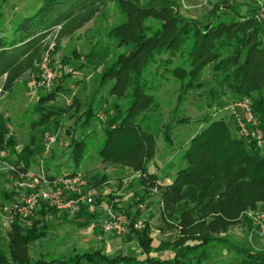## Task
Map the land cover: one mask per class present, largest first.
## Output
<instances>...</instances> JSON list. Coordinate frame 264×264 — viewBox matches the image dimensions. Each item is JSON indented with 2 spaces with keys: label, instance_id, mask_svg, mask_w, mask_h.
I'll use <instances>...</instances> for the list:
<instances>
[{
  "label": "trees",
  "instance_id": "trees-1",
  "mask_svg": "<svg viewBox=\"0 0 264 264\" xmlns=\"http://www.w3.org/2000/svg\"><path fill=\"white\" fill-rule=\"evenodd\" d=\"M115 1L126 12L127 21L114 28L112 33L118 37V44L133 42L134 45L129 51L117 54L101 77L103 84L114 80L111 91L127 98L124 108L118 102L104 108L108 114V133L101 154L104 159L139 172L143 184L163 186V195L167 199L164 210L170 217L177 212H188L189 215H197V220L214 215V221L200 223L197 230L187 237L160 242L155 247L163 250L172 246L171 257L150 256L154 247L148 228H131L127 235L135 234L146 255L142 259L128 255L110 256L102 249H96L76 253L69 259L32 262L27 255L29 245L47 236L45 218L59 212L44 204L33 217L16 219L11 223L9 255L0 245V264H205L204 248L207 245L223 240L228 242L212 233L219 230L217 220H222L223 216L238 217L241 182L255 187L259 199L264 200V145L259 146L253 139L238 136L224 120L203 117L202 121L207 125L188 140L177 159L168 163V168L176 169L170 184H162L156 170L149 171V161L156 153V136L143 126V114L157 108L159 88L164 79L172 75L179 81L181 92L170 120L161 132L170 146L175 126L188 121L182 115L181 105L190 91L198 89H203L205 98L210 99L208 106L213 103L224 106L221 98L225 90L231 92L234 101L251 98L264 132V97L261 94L264 87V17L255 8H247L242 13L239 5L224 4L215 7L211 19L199 23L180 15L174 5L164 2L157 7L149 2L141 6L134 0ZM99 8L96 0H42L39 8L20 19L9 35H0V69L7 71L12 58L44 38L55 25L77 15L80 16L78 26H82L96 15ZM222 12L227 16L221 17ZM147 21L158 25L153 27ZM95 56L92 50L83 59L90 61ZM20 74L18 69L11 73L7 89ZM61 86H55L40 97L34 108L38 119L32 124L48 123L69 109L56 101L59 91L64 90ZM255 92L259 95L253 96ZM97 103L108 106L101 99ZM92 104L93 99L86 111L88 120L95 115ZM6 135L8 141L5 143ZM115 143H120V147L105 150L106 146L112 148ZM5 144L10 145V154L17 156L15 163L22 162L25 169L29 168L35 154L33 144L24 145L18 152L0 114V147H6ZM71 145L73 160L78 165L87 149V141L85 138L72 139ZM90 181L97 184L91 177ZM5 197L9 201L13 199V195L7 193ZM114 208L120 209L118 206ZM63 213L69 215L68 212ZM126 213L130 216L129 212ZM74 215L83 216L88 221L98 218V213L89 205L82 206ZM130 218L136 220L133 216ZM23 222L28 225H23ZM231 250L236 254L234 264H264V248L232 245Z\"/></svg>",
  "mask_w": 264,
  "mask_h": 264
},
{
  "label": "rangeland",
  "instance_id": "rangeland-1",
  "mask_svg": "<svg viewBox=\"0 0 264 264\" xmlns=\"http://www.w3.org/2000/svg\"><path fill=\"white\" fill-rule=\"evenodd\" d=\"M96 1L100 8L90 21L78 26L80 16L68 18L63 24L55 25L46 32L44 38L37 40L12 58L8 63L7 71L4 70L5 68L0 69V114L6 121L10 137L15 141L18 152L24 145L33 144L35 154L29 169L38 170L40 166H43L49 173L54 174L74 170L86 173L100 189V197L92 207L96 213L104 214L101 204L118 206L121 210L129 212L130 216L144 224L142 229L148 228L153 237L154 248L151 249L149 255L161 258L171 257L174 251L172 246H166L163 250L155 247L160 242L187 237L197 230L200 223L207 224L214 221L215 216L210 215L204 220H197L195 214L177 212L173 217H170L164 210L167 199L163 195V186L145 185L139 176L135 175V170L131 168L126 170L118 163L103 158L101 149L108 133L106 124L108 114L104 108L115 102L124 108L127 98L111 91L114 80L103 84L101 77L116 55L129 51L134 43L120 45L118 37L112 33L114 28L127 21L126 12L117 2L115 0ZM134 1L141 6L148 2L157 7H160L162 2L174 5L180 15L195 19L199 23L211 19L216 11L215 7L217 5L224 6V4L239 5L242 13L247 8H255L264 16L262 10L264 0ZM41 3L42 0H0V35H9L20 19L34 13ZM220 15L225 17L227 13L222 12ZM147 23H151L153 27L158 25L154 21H147ZM92 50L96 54L95 58L90 61L84 60L83 57ZM46 57L51 60L52 64H61L62 69L51 88L35 87L33 85L34 77L40 72L41 63ZM16 69L21 74L7 89L9 77ZM263 69L264 67H262ZM206 73L209 75L208 72ZM58 85H62L61 88L63 87L64 90L59 91L56 101L62 107H69V109L65 110L62 115L53 117L48 123L32 124L34 120L38 119L34 108L40 97ZM261 91L264 97V87ZM180 92L179 81L172 75H168L157 93V108L153 112L143 114L145 117L144 128L156 136V153L150 159L149 164L154 161L155 165L152 170L158 172L162 183L167 181L173 170L167 167L168 163L177 159L180 150L187 145L188 140L207 125L202 121L204 116L224 120L241 137L236 128L235 118L230 108L227 107L230 102L234 101L231 92L225 90L222 95L221 101L225 102L224 106L221 107L215 103L208 106L207 102L210 99L205 98L206 94L203 89H198L190 91L181 105L182 115L188 121L175 126L173 144L170 146L161 132L163 126L170 120ZM258 95V92L253 94V96ZM92 99L95 115L94 118L88 120L86 111L89 109ZM98 99L104 101L108 106L97 103ZM46 133L56 136V141L48 153H44L43 145ZM7 138L6 135L5 143L8 141ZM81 138L86 139L87 149L82 160L76 165L72 157L71 140ZM5 146L0 147V149L5 148L8 151L7 158L0 157V208L9 201L5 194L14 196L15 189V180L8 175V166L15 162L17 156L10 154V145L5 144ZM106 147V151L109 148L115 150L120 147V143H115L112 148ZM175 171L176 169L172 175L175 174ZM140 202L146 205L143 210L138 209ZM239 208L238 217L223 216L222 220H217L219 230L212 235L226 239L228 242L224 243L223 240L207 245L204 248L205 264H234L236 254L231 250L232 245L253 246L256 249L264 248V233L257 225V217L264 212V200L259 199L258 190L249 186L245 181L241 182ZM45 222L48 229L47 236L36 240L28 247L27 255L32 262L39 259L46 261L69 259L76 253L96 249H102L110 256L128 255L139 259L146 256L135 234L130 237L107 234L98 219L88 221L83 216L77 217L74 214L65 215L63 212H56L48 214ZM26 224L27 222H23V225ZM11 229L12 224L3 218L0 211V245L8 255L9 231Z\"/></svg>",
  "mask_w": 264,
  "mask_h": 264
},
{
  "label": "built area",
  "instance_id": "built-area-1",
  "mask_svg": "<svg viewBox=\"0 0 264 264\" xmlns=\"http://www.w3.org/2000/svg\"><path fill=\"white\" fill-rule=\"evenodd\" d=\"M262 10L264 12V5ZM61 69V64H52L48 57L44 58L40 72L34 77L33 85L51 88ZM228 107L235 118L239 134L255 140L259 146L264 145V133L253 111L251 99L240 98ZM55 141L54 134H45L44 153L50 151ZM0 157H8V151L5 148L0 149ZM8 175L15 180L14 196L0 208L3 218L8 223L16 219L24 220L33 217L44 204L59 212L75 214L82 206L93 207L100 197L98 186L91 183L90 177L82 171L54 174L49 173L43 166H40L38 170H31L25 169L22 162L19 164L14 162L8 166ZM135 175L140 176V173L136 172ZM145 206L140 202L138 209L143 210ZM99 218L104 232L115 236L127 235L131 228L141 230L144 227L141 221L132 220L125 211L113 206H105L104 214ZM257 225L264 233V212L257 217Z\"/></svg>",
  "mask_w": 264,
  "mask_h": 264
},
{
  "label": "crops",
  "instance_id": "crops-1",
  "mask_svg": "<svg viewBox=\"0 0 264 264\" xmlns=\"http://www.w3.org/2000/svg\"><path fill=\"white\" fill-rule=\"evenodd\" d=\"M155 164H154V161L151 163V164H149V171H154V170H152V167L154 166ZM126 168V170H129L130 168L129 167H125ZM175 169H173L172 170V173H173V171H174ZM172 173H171V176L169 177V178H167V181H165V182H163L162 183V181H160L162 184H170L171 182H172V180H173V177H174V175H172ZM157 175H158V172H157ZM101 205H103L102 206V208H103V211H104V207L106 206V204H101ZM91 208V210H93L94 211V209H92V207H90ZM99 217H101V215H99L98 214V220L100 221V218ZM164 258H166V257H164Z\"/></svg>",
  "mask_w": 264,
  "mask_h": 264
}]
</instances>
